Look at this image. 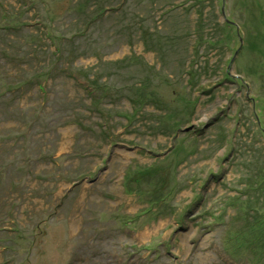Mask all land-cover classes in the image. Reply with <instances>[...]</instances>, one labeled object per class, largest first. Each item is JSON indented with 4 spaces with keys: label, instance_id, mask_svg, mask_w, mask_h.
Returning a JSON list of instances; mask_svg holds the SVG:
<instances>
[{
    "label": "rangeland",
    "instance_id": "374dc122",
    "mask_svg": "<svg viewBox=\"0 0 264 264\" xmlns=\"http://www.w3.org/2000/svg\"><path fill=\"white\" fill-rule=\"evenodd\" d=\"M0 264H264V0H0Z\"/></svg>",
    "mask_w": 264,
    "mask_h": 264
}]
</instances>
